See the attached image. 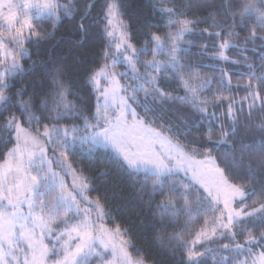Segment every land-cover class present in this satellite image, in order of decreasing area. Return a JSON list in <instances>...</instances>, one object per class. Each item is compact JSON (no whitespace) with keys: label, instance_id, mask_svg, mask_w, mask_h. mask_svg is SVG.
<instances>
[{"label":"snow or ice","instance_id":"1","mask_svg":"<svg viewBox=\"0 0 264 264\" xmlns=\"http://www.w3.org/2000/svg\"><path fill=\"white\" fill-rule=\"evenodd\" d=\"M0 264H264V0H0Z\"/></svg>","mask_w":264,"mask_h":264},{"label":"trees","instance_id":"2","mask_svg":"<svg viewBox=\"0 0 264 264\" xmlns=\"http://www.w3.org/2000/svg\"><path fill=\"white\" fill-rule=\"evenodd\" d=\"M63 35V39L56 45L54 49H52V56L53 59H58L59 57L63 56L65 51L71 46V33L66 32L64 29H61V33H58V36ZM48 55V48L45 47L42 52L41 56L45 57ZM130 191L129 189L125 188V194Z\"/></svg>","mask_w":264,"mask_h":264}]
</instances>
